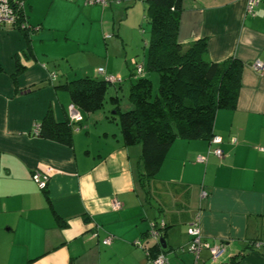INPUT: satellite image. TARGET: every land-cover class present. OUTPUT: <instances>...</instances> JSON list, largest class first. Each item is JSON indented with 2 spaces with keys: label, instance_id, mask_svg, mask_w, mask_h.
Segmentation results:
<instances>
[{
  "label": "crops",
  "instance_id": "0c3cea01",
  "mask_svg": "<svg viewBox=\"0 0 264 264\" xmlns=\"http://www.w3.org/2000/svg\"><path fill=\"white\" fill-rule=\"evenodd\" d=\"M22 3L31 31L0 29V264H147L145 248L157 243L147 234L152 222L165 225L158 243L166 264H264V248H251L264 242V0L251 13L246 0H184L177 41L204 39L209 61L239 60L240 87L234 107L215 114L221 142L176 138L144 183L140 144L124 143L111 110L82 113L69 144L32 129L48 112L65 122L71 101L60 85L102 78L99 67L121 78L108 97L128 95L145 66V2ZM196 219L201 238L224 247L216 262L206 248L198 258L188 249Z\"/></svg>",
  "mask_w": 264,
  "mask_h": 264
},
{
  "label": "trees",
  "instance_id": "16d2710c",
  "mask_svg": "<svg viewBox=\"0 0 264 264\" xmlns=\"http://www.w3.org/2000/svg\"><path fill=\"white\" fill-rule=\"evenodd\" d=\"M141 1L146 4L145 19L149 26L144 70L135 72L131 81L128 109L122 110L118 96L108 99L112 104L110 110L114 112L111 117L117 119L124 143L140 144V174L144 183L156 175L164 154L176 138L210 140L216 112L220 108L234 107L242 63L235 58L222 63L209 61L204 39L185 45L177 41L179 13L184 0ZM10 2L16 10L15 28L24 33L31 31L33 26L28 22L27 28H20V24L27 21L23 8H18L15 0ZM22 70L23 67L17 65L13 77ZM149 73L157 75L156 90L152 77L147 76ZM99 74L102 78L81 76L60 85L68 92L71 105L81 117L82 113L103 109L110 85L117 84L107 80L109 74ZM81 117L71 121L67 116L65 122L57 123L48 112L35 125V131L33 127L32 134L69 144L72 127ZM145 249L150 258L162 251L159 243Z\"/></svg>",
  "mask_w": 264,
  "mask_h": 264
},
{
  "label": "built area",
  "instance_id": "2783aa9c",
  "mask_svg": "<svg viewBox=\"0 0 264 264\" xmlns=\"http://www.w3.org/2000/svg\"><path fill=\"white\" fill-rule=\"evenodd\" d=\"M94 2L100 4V5H106L108 0H94ZM15 5L18 6V8L23 7L22 1H17L15 0ZM246 10L248 12H252L254 7L257 4V0H246ZM26 19V17H24ZM16 19V10L13 8V5L11 4L10 0H0V29H5V28H15L14 26V21ZM13 26V27H12ZM28 23L27 21H23L20 24V28H27ZM254 67L256 69H261L262 64L259 61H256L254 64ZM142 68L139 66L137 67V72L140 73ZM97 71L101 74H105L104 69L102 67H99ZM54 76V75H52ZM106 78L108 81L111 83H118L121 78L112 74L106 75ZM68 116L71 121H78L80 119V113L77 109L73 107V105L70 104L69 109H68ZM36 127V126H34ZM37 129V127L34 129V131ZM234 140V139H232ZM210 143L212 144H219L221 142V138L218 135L213 134L212 137L209 140ZM214 154L218 157L223 156L222 150L220 148H216L213 150ZM198 161L202 162L205 160L204 156H199L197 158ZM32 179L38 184L40 188H45L46 183L43 180H40L39 174L37 172L32 173ZM203 195L206 193L203 192ZM113 208L114 209H120L121 208V202L118 200H114L113 202ZM164 227V223L161 222L159 224L152 222L151 227L148 230V236L152 237L157 243L161 237L160 234V229ZM98 232V227H96L95 231L93 232L94 236L97 235ZM188 234L190 235V242H189V251L195 256V258H198L199 253L202 249H207L209 252L210 260L212 262L218 261L222 254L224 253V247L223 245L220 244H213L210 246L209 243L205 242L201 238V233H200V227H199V221L198 219L194 220L188 227ZM113 238V235L108 234L102 239V244L108 245L111 243V240ZM135 244L140 245L139 241H136ZM251 246L253 248H264V242H258L254 241L251 243ZM146 255H147V264H166L167 259L165 255L162 252H158L153 258H150V253L147 249H145Z\"/></svg>",
  "mask_w": 264,
  "mask_h": 264
},
{
  "label": "rangeland",
  "instance_id": "374dc122",
  "mask_svg": "<svg viewBox=\"0 0 264 264\" xmlns=\"http://www.w3.org/2000/svg\"><path fill=\"white\" fill-rule=\"evenodd\" d=\"M139 28H140L141 34H143V37L149 38V26L145 19H143V22L141 23ZM151 80H152L153 88L156 90L158 82H157V75L155 73L153 74ZM111 90L114 91V88L111 87ZM106 96L107 98L104 104V109L110 110L112 108V104L110 103V100L108 99V94ZM118 96H119V102L121 103L122 110L128 109L129 106L126 105V103H128L127 95L123 92V93H120ZM112 111L113 110H111V112Z\"/></svg>",
  "mask_w": 264,
  "mask_h": 264
},
{
  "label": "water",
  "instance_id": "95a60500",
  "mask_svg": "<svg viewBox=\"0 0 264 264\" xmlns=\"http://www.w3.org/2000/svg\"><path fill=\"white\" fill-rule=\"evenodd\" d=\"M159 243L164 247V239L162 237L159 239Z\"/></svg>",
  "mask_w": 264,
  "mask_h": 264
}]
</instances>
